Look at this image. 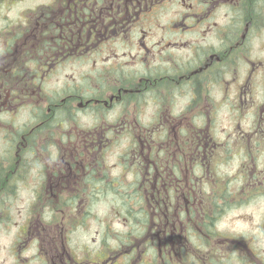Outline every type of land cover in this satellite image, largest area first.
<instances>
[{
    "label": "flooded vegetation",
    "instance_id": "af4514ba",
    "mask_svg": "<svg viewBox=\"0 0 264 264\" xmlns=\"http://www.w3.org/2000/svg\"><path fill=\"white\" fill-rule=\"evenodd\" d=\"M20 190L114 195L53 264H264V0H0V225Z\"/></svg>",
    "mask_w": 264,
    "mask_h": 264
},
{
    "label": "rangeland",
    "instance_id": "374dc122",
    "mask_svg": "<svg viewBox=\"0 0 264 264\" xmlns=\"http://www.w3.org/2000/svg\"><path fill=\"white\" fill-rule=\"evenodd\" d=\"M132 133H135V131ZM110 134H113L118 141L121 140L120 142L109 145L108 152L112 151L113 157L109 156L107 163H114L119 152H124L120 156L123 159L128 156L132 147H138V145L133 146L134 135L132 136V134L126 138L125 136L114 133ZM16 195L18 196L17 204L16 202L11 205L8 203L6 223L2 222L0 225V264H41L40 257L29 258L28 255L30 252L28 251L42 253L43 264H53L50 255L54 249L59 247L60 235L66 236L74 254L80 260H83L81 259L82 252H85L87 248H84V246H87L89 243H94L93 239H97L102 232L101 227H104V223L111 230H125V220L114 211L117 206L112 201L114 199L113 194L98 197V201L93 206H90L91 210L87 212L88 215L86 216V221L84 220L85 223L84 221L75 222L77 221V216L81 215L77 211L74 222L71 223L72 217L70 214L73 213L72 208L66 203H61L68 195L66 192L30 193L29 190H20ZM42 217H44V223L38 221L39 224L37 226L34 225L37 218ZM100 218H104L103 223H100L99 220L98 222L100 224L95 223V219ZM32 225L36 226V228H32L29 234L28 231ZM144 225H147V222ZM27 226L29 228L27 232H24ZM230 226L237 228L240 227V224L232 222ZM25 239L24 245L20 247V255L17 257V250ZM221 247L220 249L222 251H228L227 246L222 244ZM23 258L28 259L23 260ZM158 259V264H164L163 261H160V258ZM231 261L235 262V264H242L239 258L236 260L232 258ZM172 263H177V259L175 262V256L172 259Z\"/></svg>",
    "mask_w": 264,
    "mask_h": 264
}]
</instances>
